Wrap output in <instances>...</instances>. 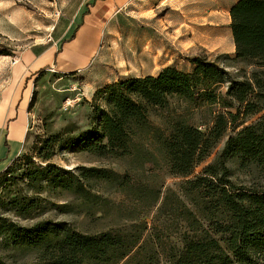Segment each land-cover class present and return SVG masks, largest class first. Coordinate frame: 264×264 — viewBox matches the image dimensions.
<instances>
[{
  "label": "trees",
  "instance_id": "trees-1",
  "mask_svg": "<svg viewBox=\"0 0 264 264\" xmlns=\"http://www.w3.org/2000/svg\"><path fill=\"white\" fill-rule=\"evenodd\" d=\"M230 18L235 59L255 66L251 73L241 69L236 78L217 61L195 56L191 71L167 66L95 91L107 110L95 133L79 143L99 158L130 159L132 169L51 163L28 168L26 190L34 195L17 193L2 202L15 216L30 217L39 207L37 196L54 191L72 194L82 212L116 222L84 232L64 221L24 226L0 218V238L36 254L26 264H264V185L238 184L229 166L237 160L240 168L264 175V0H237ZM173 98L209 106L211 126L203 130L182 113L153 123L151 116L167 110ZM34 104L35 92L29 107ZM223 139L215 159L194 174ZM38 153L48 161L54 152ZM13 162L3 179H17ZM159 174L184 179L163 190L165 181L153 180ZM108 192L128 203L114 202ZM173 233L181 234V248L171 241ZM0 264L11 263L0 256Z\"/></svg>",
  "mask_w": 264,
  "mask_h": 264
},
{
  "label": "rangeland",
  "instance_id": "rangeland-1",
  "mask_svg": "<svg viewBox=\"0 0 264 264\" xmlns=\"http://www.w3.org/2000/svg\"><path fill=\"white\" fill-rule=\"evenodd\" d=\"M233 1L131 0L122 9L113 8L104 18L112 17V22L107 25L109 33L105 32L100 40L96 60L89 69L80 73L45 70L41 75L36 73L27 77L32 95L35 92V104L28 108L23 139H15L20 143L18 153H21L10 169H13L12 175L17 179L5 180L1 177L5 172L0 174V218L14 220L24 226L40 220L64 221L84 232L105 230L116 222L113 216L100 219V213L91 215L82 212L79 200L68 192L46 191L40 194L37 196L39 207L28 218L15 216L7 211L8 207L2 202L17 193L34 195L26 190L24 179L28 168L34 165L51 163L67 169L96 166L120 172L132 169L130 159L99 158L83 150L79 143L82 135L87 139L95 133L102 114L107 110L105 99L95 98V91L102 87L104 81L116 76L156 75L167 66L191 71L195 56L217 61L236 78L241 76V69L251 73L255 66L235 59V45L229 28V7ZM91 3L87 0H0V101L5 86L12 80V68L22 52L36 42L52 41V34L61 20L71 18L80 4L79 12L84 5ZM16 70L17 65L14 80L18 76ZM226 87L227 84L223 90ZM29 93L30 86L25 91L24 100L29 98ZM5 97L8 98V95L5 94ZM97 106H100L98 114ZM169 113H182L188 122L203 130L211 126L214 117L206 104H189L173 98L169 108L153 114L151 120L162 125ZM1 135L3 138L4 132ZM46 139L50 140L44 144ZM224 142L225 139L196 168L194 174H199L204 166L215 159ZM38 148H42L44 155L51 151L54 153L45 161ZM14 155L12 150L10 156ZM229 166L238 184L264 185V175L240 168L237 160H233ZM183 179L159 174L153 180L156 183L164 180L163 190H166ZM106 196L114 202L124 200L128 203L123 195L108 192ZM171 241L178 248L183 245L180 233H173ZM0 256L11 264H26L36 259L34 252L15 250L3 237L0 238Z\"/></svg>",
  "mask_w": 264,
  "mask_h": 264
},
{
  "label": "crops",
  "instance_id": "crops-1",
  "mask_svg": "<svg viewBox=\"0 0 264 264\" xmlns=\"http://www.w3.org/2000/svg\"><path fill=\"white\" fill-rule=\"evenodd\" d=\"M129 1L131 0H87V2L93 3L84 5L83 10L79 12L80 4L73 11L71 18L61 20L56 31L52 34V41L36 42L22 52L19 61L12 68V80L5 86L0 101V173L4 172L21 153L17 152L18 154L15 153L14 156H10L13 140L15 138L23 139L24 133L22 131L25 132V126L28 122L32 87L27 83V77L38 73L41 69L53 73H80L89 69L96 60L100 40L105 32L109 33L107 25L112 22V17L106 20L104 18L113 8L122 9ZM235 2L237 0H234L229 7V15ZM229 28L232 35L231 27ZM73 34L74 37H72ZM18 63H20L17 68L18 76L14 80V70ZM147 75H155V73ZM119 78H123V76L108 79L104 81V84ZM29 86V98L24 100L25 91L29 89ZM91 91L93 92L95 89ZM5 94L8 95L6 101L4 100ZM23 100L24 103L22 104ZM13 127L18 131L16 136L13 135L14 137L11 134ZM3 132V138H1Z\"/></svg>",
  "mask_w": 264,
  "mask_h": 264
},
{
  "label": "bare ground",
  "instance_id": "bare-ground-1",
  "mask_svg": "<svg viewBox=\"0 0 264 264\" xmlns=\"http://www.w3.org/2000/svg\"><path fill=\"white\" fill-rule=\"evenodd\" d=\"M18 62V61H17ZM16 62V63H17ZM18 66H19V63L17 64V68H18ZM18 72V70H16V73ZM4 100L6 101L7 100V98L5 97L4 98ZM0 107H1V105H0ZM21 127V126H20ZM14 128V127H13ZM21 131V130H20ZM23 133H24V131H22ZM18 133V131H17V129H14V130H12V136L13 135H15L16 136V134ZM19 135H20V133H19ZM11 136V137H12ZM14 137V136H13ZM14 139V138H13ZM16 139V138H15ZM12 150H13V153H17L18 152V150H19V148H20V143L19 142H17V141H15V140H13V146H12Z\"/></svg>",
  "mask_w": 264,
  "mask_h": 264
},
{
  "label": "built area",
  "instance_id": "built-area-1",
  "mask_svg": "<svg viewBox=\"0 0 264 264\" xmlns=\"http://www.w3.org/2000/svg\"><path fill=\"white\" fill-rule=\"evenodd\" d=\"M51 40V38H49V41ZM17 60H15L14 62H16Z\"/></svg>",
  "mask_w": 264,
  "mask_h": 264
}]
</instances>
